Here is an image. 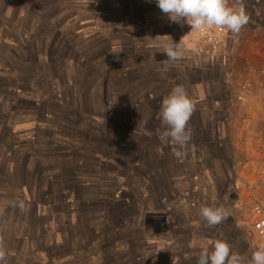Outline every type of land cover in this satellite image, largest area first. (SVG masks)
I'll return each mask as SVG.
<instances>
[{
    "label": "rangeland",
    "instance_id": "obj_1",
    "mask_svg": "<svg viewBox=\"0 0 264 264\" xmlns=\"http://www.w3.org/2000/svg\"><path fill=\"white\" fill-rule=\"evenodd\" d=\"M226 3L248 23L214 45L155 0H0V264H196L217 239L250 264L264 0ZM176 85L194 105L179 158L160 118ZM204 206L229 215L209 227Z\"/></svg>",
    "mask_w": 264,
    "mask_h": 264
},
{
    "label": "clouds",
    "instance_id": "obj_2",
    "mask_svg": "<svg viewBox=\"0 0 264 264\" xmlns=\"http://www.w3.org/2000/svg\"><path fill=\"white\" fill-rule=\"evenodd\" d=\"M155 4L170 22L185 23L190 30L215 26L238 35L249 19L243 6L229 7L226 0H155ZM186 51L180 41L164 46V53L173 62L183 59ZM191 51L196 50L192 48ZM193 111V102L181 85L174 86L162 100L160 118L166 127L161 136L174 146L173 155L177 158L182 152L176 148H182L191 140L187 124ZM200 215L211 227L220 224L229 213L223 207L204 206ZM246 260L247 257L233 252L226 241L217 239L210 246H201L196 264H245ZM250 264H264V245L253 249Z\"/></svg>",
    "mask_w": 264,
    "mask_h": 264
},
{
    "label": "built area",
    "instance_id": "obj_3",
    "mask_svg": "<svg viewBox=\"0 0 264 264\" xmlns=\"http://www.w3.org/2000/svg\"><path fill=\"white\" fill-rule=\"evenodd\" d=\"M196 34L201 37L204 43L218 45L223 42L225 36L228 35V31L225 28H217L213 26L212 28H205L200 30H195ZM248 85L240 86L238 100H242L248 92ZM252 220L248 230V234L253 233V235L264 237V205L257 204L252 210Z\"/></svg>",
    "mask_w": 264,
    "mask_h": 264
},
{
    "label": "crops",
    "instance_id": "obj_4",
    "mask_svg": "<svg viewBox=\"0 0 264 264\" xmlns=\"http://www.w3.org/2000/svg\"><path fill=\"white\" fill-rule=\"evenodd\" d=\"M155 14L157 15V12H155ZM241 31H242V30H241ZM241 31H240V32H241ZM254 41L260 42L261 40H260L259 38H257V39L255 38Z\"/></svg>",
    "mask_w": 264,
    "mask_h": 264
}]
</instances>
